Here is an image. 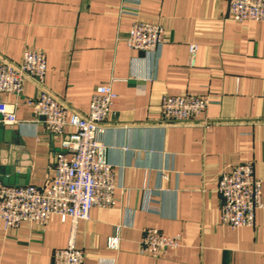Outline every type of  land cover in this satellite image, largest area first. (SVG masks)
<instances>
[{"label": "crops", "instance_id": "obj_1", "mask_svg": "<svg viewBox=\"0 0 264 264\" xmlns=\"http://www.w3.org/2000/svg\"><path fill=\"white\" fill-rule=\"evenodd\" d=\"M136 21L163 29L159 57L125 45ZM25 50L46 55L45 87L74 111L87 114L104 85L118 97L97 135L117 202L78 224L84 264H264V23L230 20L229 0H0V59L19 63ZM37 94L28 81L21 98L0 95L19 122L4 128L17 139L0 144L2 184L8 171L18 187L41 188L54 176L60 139L24 106ZM165 96L212 104L195 124L167 126ZM244 163L263 181V208L252 228L233 231L221 223L217 185ZM149 229L181 235L182 247L169 258L143 255ZM70 231L57 217L44 227L0 222V264H52Z\"/></svg>", "mask_w": 264, "mask_h": 264}, {"label": "built area", "instance_id": "obj_2", "mask_svg": "<svg viewBox=\"0 0 264 264\" xmlns=\"http://www.w3.org/2000/svg\"><path fill=\"white\" fill-rule=\"evenodd\" d=\"M121 14H127L125 8ZM128 14L137 17L136 13ZM229 18L236 23H264V0H229ZM124 43L148 59L159 57L165 45L164 31L157 25L136 21ZM189 56L190 65L194 66L195 45L189 47ZM46 75L44 53L25 50L19 63L0 59V95L21 98L24 84L32 82L38 94L25 100L24 106L34 112L37 122L53 137L60 139V150L54 154L55 173L44 187L0 183V222L6 230L23 224L44 227L52 217L69 222L68 245L53 254L52 264H84V254L75 242L78 224L88 221L92 209H110L117 202L113 167L102 159L97 135L118 97L111 85L98 87L89 112L80 114L48 91ZM211 104L207 98L165 96L161 101V118L167 126H189ZM17 124L14 107L0 101V127L13 128ZM201 124L204 128L211 125L208 121ZM262 189L263 181L255 176L252 163L222 173L217 185L222 225L233 231L252 228L256 212L263 208ZM181 247V235H165L155 229L145 231L141 241V253L153 259L169 258Z\"/></svg>", "mask_w": 264, "mask_h": 264}, {"label": "water", "instance_id": "obj_3", "mask_svg": "<svg viewBox=\"0 0 264 264\" xmlns=\"http://www.w3.org/2000/svg\"><path fill=\"white\" fill-rule=\"evenodd\" d=\"M17 139V135L13 132L6 131L4 128H0V144H8L10 145L12 141H15ZM16 171H8V175L6 176H11V179H4L8 181H3L4 185L8 186H14L13 179ZM9 178V177H7ZM18 187V186H14Z\"/></svg>", "mask_w": 264, "mask_h": 264}]
</instances>
